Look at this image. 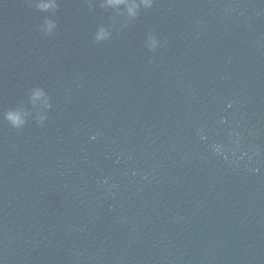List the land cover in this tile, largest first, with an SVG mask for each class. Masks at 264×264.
I'll return each instance as SVG.
<instances>
[{
    "label": "water",
    "instance_id": "obj_1",
    "mask_svg": "<svg viewBox=\"0 0 264 264\" xmlns=\"http://www.w3.org/2000/svg\"><path fill=\"white\" fill-rule=\"evenodd\" d=\"M41 2L0 0V264H264V0Z\"/></svg>",
    "mask_w": 264,
    "mask_h": 264
},
{
    "label": "clouds",
    "instance_id": "obj_2",
    "mask_svg": "<svg viewBox=\"0 0 264 264\" xmlns=\"http://www.w3.org/2000/svg\"><path fill=\"white\" fill-rule=\"evenodd\" d=\"M152 2L153 0H139V2H137V0H106V6L118 8L121 5H125L127 8L128 15L135 17L136 15H138V10L140 9L141 4L144 7H151ZM38 7L44 10L52 9L56 7V3H55V0H42V2L39 3ZM53 27H54V24H52V22H49L47 31L51 33V30ZM107 35L108 33L105 30L101 29L97 38L104 39ZM152 43L153 45H155L156 41L153 40ZM42 95H43V92L41 90H36L33 94V98L37 99L41 97ZM6 118L15 127H20L24 124L23 115L20 112H8L6 114Z\"/></svg>",
    "mask_w": 264,
    "mask_h": 264
}]
</instances>
